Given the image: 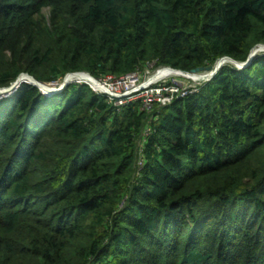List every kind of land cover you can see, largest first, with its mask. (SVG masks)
Instances as JSON below:
<instances>
[{"label": "trees", "instance_id": "obj_1", "mask_svg": "<svg viewBox=\"0 0 264 264\" xmlns=\"http://www.w3.org/2000/svg\"><path fill=\"white\" fill-rule=\"evenodd\" d=\"M259 45L264 0H0V88ZM143 108L78 83L0 101V264H264V55Z\"/></svg>", "mask_w": 264, "mask_h": 264}, {"label": "rangeland", "instance_id": "obj_2", "mask_svg": "<svg viewBox=\"0 0 264 264\" xmlns=\"http://www.w3.org/2000/svg\"><path fill=\"white\" fill-rule=\"evenodd\" d=\"M44 13L48 17L49 10L44 9ZM254 49H256V48H254ZM261 50H263V51H261ZM254 53L257 54L258 56L264 55V48L261 47L258 50L254 51ZM221 66H223V67L224 66L235 67V65L233 63H231L229 60L223 61ZM169 70L172 71L171 68H168V69L166 67L156 68L154 66V64H150L147 67V69H144V71H139V74L136 76H133L135 78L130 80V83H133V89H132V93H131L130 97L136 96L138 98H143V99L160 100V103L163 106L170 105L173 102L174 98H177L178 96L180 97L183 93L185 94V93L198 91L199 88H201L204 85V83L206 82L205 80L208 79L211 75V73H210L208 76H203L205 73H200L197 75V77H193L194 75H191V74H188L187 76H186V74H177L176 76H167L168 73H166V72ZM172 72L177 73L175 71H172ZM163 73H166L167 75L165 76V75H163ZM69 75H71V74H68L66 76L69 79L74 77V76L71 77ZM94 79H96V78H94ZM64 80L65 79H63L62 81H57L55 83H51L54 85H49L50 87H48V88H52L55 86L57 88H59V85H62L64 83ZM71 80L69 81L70 82L69 85L71 83H73L74 82L73 80H75V79L73 78ZM78 80H79V78H78ZM100 83H104V82L100 81ZM106 85L108 86L109 82H107ZM172 87H176L178 89V93L174 94V92H173L174 89H172ZM5 89L7 90V88H0V101L13 96V94L5 93L4 92ZM63 90H61V92ZM56 94H58V93H56ZM53 95H55V94H53ZM45 96L50 97L49 95H45Z\"/></svg>", "mask_w": 264, "mask_h": 264}, {"label": "built area", "instance_id": "obj_3", "mask_svg": "<svg viewBox=\"0 0 264 264\" xmlns=\"http://www.w3.org/2000/svg\"><path fill=\"white\" fill-rule=\"evenodd\" d=\"M138 74L139 72H136V73H132V74H129L123 77L109 76L104 79L96 80L90 74L87 73L85 74V76L91 79L92 83L81 81V80H74L73 83L89 85L95 93L108 97L109 101L113 103L116 107H122L130 102H134L139 99L143 101V106H144L143 110L145 111H149V112L152 111L155 104H158L162 107L163 105L160 103V100H149V99L138 98L136 96L130 97L132 93V89H133V83H130V80L134 79L135 77L133 76H136ZM210 80L211 78L206 79L205 81L208 82ZM100 81L104 83H100ZM107 82H109L108 86L106 85ZM175 88L176 87H172V89H174L173 91L174 94L178 93V89L177 88L175 89ZM187 94L188 93H185V94L183 93L180 97H184Z\"/></svg>", "mask_w": 264, "mask_h": 264}, {"label": "water", "instance_id": "obj_4", "mask_svg": "<svg viewBox=\"0 0 264 264\" xmlns=\"http://www.w3.org/2000/svg\"><path fill=\"white\" fill-rule=\"evenodd\" d=\"M260 47H264V45H259L258 48ZM257 48V47H256ZM255 49H253L249 55V58L246 62H236L234 61L233 59L231 58H223V59H228L231 61V63H233L235 65V67L237 69H243L249 65L252 64V62L257 58V54H254L252 55V52L254 51ZM263 51V50H261ZM221 59V60H223ZM220 61V60H219ZM218 63V62H217ZM217 63L215 64L217 66ZM208 66V67H200V68H197V69H194L192 70L190 73H187V72H184V71H180V70H174L172 69L173 71H176V72H179L181 74H186V76L188 74H191V75H198L200 73H205V72H208V73H211L210 77L208 79H212L218 72L219 70L223 67H216V66ZM214 67V68H213ZM78 74H83V73H77V74H71L69 76H74V75H78ZM87 74V73H85ZM24 78V79H23ZM70 79L65 77V80H64V83L62 85H59V88H57L56 86L54 88H52L51 91H48V92H45L44 90H42V88L40 87L41 86V82H38L37 80H35L33 77H31L30 75L28 74H23L21 75L11 86L10 88H7V90L5 89L4 92L5 93H9L11 90L12 91H15L22 83H29V84H32L34 85L36 88H38L40 90V92L44 95H53V94H56V93H59L61 92V90H63L67 85H69V82ZM51 84V83H50ZM57 85V84H56ZM58 86V85H57Z\"/></svg>", "mask_w": 264, "mask_h": 264}, {"label": "bare ground", "instance_id": "obj_5", "mask_svg": "<svg viewBox=\"0 0 264 264\" xmlns=\"http://www.w3.org/2000/svg\"><path fill=\"white\" fill-rule=\"evenodd\" d=\"M262 48H264V47H262ZM259 52V51H258ZM255 53H254V51L252 52V55H254ZM226 60H228V59H223V60H220V61H218V63H217V66L216 67H220L221 66V64L223 63V61H226ZM230 61V60H229ZM231 62V61H230ZM222 67V66H221ZM214 68V67H213ZM173 71V70H172ZM171 70H169V71H167L166 73H168V75L166 74V73H163V75H167V76H176L177 74H181V73H179V72H177V73H174V72H172ZM176 72V71H175ZM210 73H208V72H205V74L203 75V76H208ZM72 77V76H71ZM193 77H197V75H194ZM75 80H78V78H79V80H81V81H86V82H89V83H92V80L91 79H89L87 76H85V74H79V75H74V77H73ZM73 78H71V79H73ZM77 78V79H76ZM24 79V78H23ZM70 79V80H71ZM72 81V80H71ZM74 81V80H73ZM50 85H54V84H50ZM41 88H42V90H44L45 92H48V91H51L52 90V88H54V87H52V88H48V87H50L49 85H45V84H41V86H40Z\"/></svg>", "mask_w": 264, "mask_h": 264}, {"label": "clouds", "instance_id": "obj_6", "mask_svg": "<svg viewBox=\"0 0 264 264\" xmlns=\"http://www.w3.org/2000/svg\"><path fill=\"white\" fill-rule=\"evenodd\" d=\"M64 79H65V78H64ZM22 84H24V83H22ZM22 84H21V85H22ZM26 84H29V83H26ZM49 84H50V83H49ZM71 84H72V83H71ZM21 85H20V86H21ZM30 85H32V84H30ZM20 86H19L15 91H12V90H11L9 93L14 95V94L18 91V89L20 88ZM32 86H34V85H32ZM8 88H10V87H8ZM43 95H44V94H43ZM50 96H52V95H50Z\"/></svg>", "mask_w": 264, "mask_h": 264}]
</instances>
